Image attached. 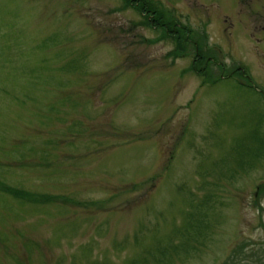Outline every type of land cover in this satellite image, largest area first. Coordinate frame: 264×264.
<instances>
[{
  "label": "rangeland",
  "instance_id": "obj_1",
  "mask_svg": "<svg viewBox=\"0 0 264 264\" xmlns=\"http://www.w3.org/2000/svg\"><path fill=\"white\" fill-rule=\"evenodd\" d=\"M149 1L202 76L124 0H0V264H264V0Z\"/></svg>",
  "mask_w": 264,
  "mask_h": 264
},
{
  "label": "trees",
  "instance_id": "obj_2",
  "mask_svg": "<svg viewBox=\"0 0 264 264\" xmlns=\"http://www.w3.org/2000/svg\"><path fill=\"white\" fill-rule=\"evenodd\" d=\"M124 1L127 5H130L136 8V10H138L140 14L143 15V17L146 20V24H148L150 27L161 28V30L163 31V34L167 35L169 38H171L175 42L176 48L173 50V52H171L173 58L183 56L184 51H185L184 49L186 48L185 45H187V43L190 42L189 44H191L193 48L195 49L191 70L199 74L200 76L204 74V70H203L204 63L207 65L211 63V61L204 58L201 52V48L198 46V43L192 41V37H191L192 29L178 22L165 21V20L161 21L162 13H158V11L155 8H153L149 0H124ZM163 34L162 36L164 37ZM239 70L240 69L234 70L233 72H230L229 75L235 74V75H239L242 77L246 76V78L250 81L249 77L246 75V72L244 74L243 72H239ZM0 189L2 191L9 193L14 198H18L20 200L22 199L25 200L26 198L31 197L28 194L19 192L17 190H14L13 188L2 186V184H0ZM260 194L262 195L264 194V183L257 186V192H255V195L256 197H258ZM47 200H51V199L47 198ZM27 201L40 202L38 199H33V198ZM42 201L43 200H41V202ZM223 264H228V263L224 262Z\"/></svg>",
  "mask_w": 264,
  "mask_h": 264
}]
</instances>
